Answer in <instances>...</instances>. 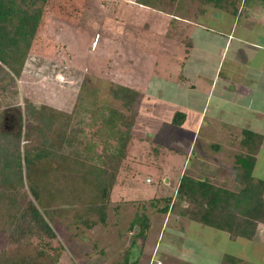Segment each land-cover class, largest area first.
<instances>
[{
	"label": "rangeland",
	"instance_id": "rangeland-1",
	"mask_svg": "<svg viewBox=\"0 0 264 264\" xmlns=\"http://www.w3.org/2000/svg\"><path fill=\"white\" fill-rule=\"evenodd\" d=\"M200 7L198 0H46L21 72L12 74L5 93L0 90V117L6 108L9 113L21 109L23 127L15 136L22 157L27 148L34 156L53 147L71 166L58 171L60 160L37 162L49 176L34 201L58 239L47 246L36 237L31 242L45 251L62 245L56 264H124L126 259L148 264L155 249L166 264H264V226L255 240L231 242L228 233L183 216L176 198L184 173L241 189L234 167L244 147L235 118L250 110L247 115L256 113L264 125V108L256 110L255 102L264 107L263 88L256 86L250 106L239 113L235 102L237 78H248L241 69H264L259 65L264 50L257 48H264V5L238 3L237 14L212 4L204 12ZM121 87L136 90L137 117L106 222L89 228L81 214L91 193L74 187L71 177L79 176L86 163L102 166L104 154L115 150L108 120L113 109L129 113L111 92ZM29 102L43 112L42 121L30 118ZM180 111L185 123L174 124ZM22 172L23 188L18 171L0 164V252L17 249L11 229L32 196L24 158ZM166 197L173 199L167 213L151 206L157 198L162 207ZM137 213L150 219L139 239L134 238L137 226L130 227ZM91 218L98 220L96 214Z\"/></svg>",
	"mask_w": 264,
	"mask_h": 264
},
{
	"label": "trees",
	"instance_id": "trees-1",
	"mask_svg": "<svg viewBox=\"0 0 264 264\" xmlns=\"http://www.w3.org/2000/svg\"><path fill=\"white\" fill-rule=\"evenodd\" d=\"M136 1L140 4L147 3V0ZM198 1L201 3L199 10L202 12L205 11V5L212 4L216 9L234 14L239 11L238 3L247 6L264 5V0ZM45 2L46 0H0L1 93H5L11 86V81L14 78L12 74H19L22 70L27 50L30 48L35 32L39 27ZM189 38L187 43L192 47L193 41ZM111 92L114 98L122 101L123 106L129 112L126 114V112L113 109L114 116H111L110 120H108L111 123L109 131L111 130V134L116 140L115 150L104 154L101 161L102 166L86 163V169L78 170L80 171L79 176L71 177L78 180H74V187H86L91 193V197L89 193H84L90 199H88V207L85 214H81V219L89 228H92L98 222H106L107 210L110 205L109 202H111V191L115 185L120 164L127 154L132 129L137 117V112L134 110V104L137 101L136 90L121 87L112 89ZM26 109L32 120H43V112H38L32 103H27ZM20 110L18 108L16 113H9L8 108L2 111L3 114L0 117V164L7 168L14 167L18 171L17 176L23 188L24 177L22 168L24 158L31 173L30 192L33 197H28L25 205L19 208V216L16 217L19 221L11 229L13 237L11 239L17 245V249L2 250L0 252V264H56L60 254L63 252L62 245L49 246V250L53 251L50 252L49 250L45 251L46 249H39L38 245H33L31 242V239L36 237L39 240V245H41L40 243H46L47 246L53 239H58L54 227L34 201L38 202L40 200L42 190L46 188L43 184L47 183L46 178L49 176L48 172L44 170V166H38L37 162L42 159H51L58 163V160H60L59 167L61 168L56 167L58 171L71 166L67 163L64 164L63 156L60 155L59 150L52 149L53 147L40 150L34 156H32L30 148H27L24 157H22L19 136H15L16 133H21L23 127ZM185 119L186 114L180 111L175 113L173 123L183 124ZM44 124L47 125L48 123L45 122ZM40 128L38 126L35 129L39 130ZM65 139L62 138L64 144ZM47 140L48 138L44 135V141ZM263 140L264 136L261 133L249 129L242 130L240 143L244 150L236 153L234 167L235 173L241 178L239 183V186L241 184V189H232L224 184L198 179L184 173L181 176L176 195L182 205L183 216L228 233L231 242H235L238 238L253 240L256 234L261 231L262 228L260 226H264L262 181L254 178L257 154L261 150ZM213 148L218 149L219 145H215ZM80 164L83 165L84 163L80 162ZM91 175L95 177L94 183L89 180ZM87 184L90 186L87 187ZM79 191L84 190L81 189ZM159 202H161V199L154 198L150 204L160 213H167L173 199L172 197H166L162 207L157 206ZM95 214L98 220L94 221L91 216ZM134 226H137V234L134 235V238L145 237L147 230L150 228L149 216L145 213H137L130 223V227ZM136 263V260L129 262L126 259L124 264Z\"/></svg>",
	"mask_w": 264,
	"mask_h": 264
},
{
	"label": "crops",
	"instance_id": "crops-1",
	"mask_svg": "<svg viewBox=\"0 0 264 264\" xmlns=\"http://www.w3.org/2000/svg\"><path fill=\"white\" fill-rule=\"evenodd\" d=\"M254 41H256V40H252L250 42V45H253L254 47L258 46L257 48L264 50V48H262V46L257 45ZM263 43H264V41H263ZM263 47H264V44H263ZM260 54H261V52L259 53V55ZM261 60H263V59H261ZM263 63L264 62H261L259 65L262 66ZM241 64H242V62H241ZM240 69H241V67H240ZM241 70L242 71L244 70V72H248V78H243V77L237 78V81H236L237 86H236V90H235V97H238V98L236 99L235 102H236V106L238 109V113L240 112L241 107L245 106L247 108V106H250L247 104L251 101L252 92L256 88V86L264 89V69L263 70L261 68L252 69L251 67H248V68H242ZM255 77H257L258 79H255ZM255 102H257V106H258V107H256L257 108L256 110H258L260 107L264 108L263 106H261V100L257 99ZM249 112H250V110H248L247 112H243V113L239 114V116L237 115L235 118V120L239 119V122H241V127H242L241 130L249 129V130L261 133L264 136V125L260 124V122H259V121H261L260 119H262V118L259 115H257L256 113H254V115L252 113L247 115V113H249ZM244 116H245V119L243 118ZM228 119H229V121H231V119H233V118L228 117ZM184 123H185V120H184ZM241 133H242V131H241ZM238 138L241 139V135L238 136ZM195 139H196V137L193 138L192 143H194ZM201 141H202V139H201ZM203 141H204V138H203ZM196 143H197V141H196ZM254 178L262 181V189L264 192V140H263L261 150L257 154V162H256L255 171H254ZM214 180H217V179L215 178ZM214 180H211V181L214 183H218ZM220 180H221V178H220ZM219 184H221V183H219ZM225 186H228V185H225ZM228 187H233V185L228 186ZM253 240H255V239H253ZM240 242H242V241H240Z\"/></svg>",
	"mask_w": 264,
	"mask_h": 264
},
{
	"label": "built area",
	"instance_id": "built-area-1",
	"mask_svg": "<svg viewBox=\"0 0 264 264\" xmlns=\"http://www.w3.org/2000/svg\"><path fill=\"white\" fill-rule=\"evenodd\" d=\"M148 264H166V263L162 258H159L158 254H157V249H155L152 257L148 261Z\"/></svg>",
	"mask_w": 264,
	"mask_h": 264
}]
</instances>
